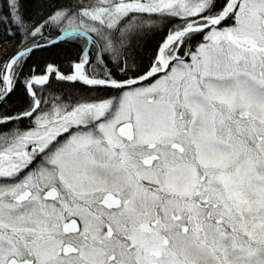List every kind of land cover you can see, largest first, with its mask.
<instances>
[{
	"label": "snow or ice",
	"instance_id": "1",
	"mask_svg": "<svg viewBox=\"0 0 264 264\" xmlns=\"http://www.w3.org/2000/svg\"><path fill=\"white\" fill-rule=\"evenodd\" d=\"M0 264H264V0H5Z\"/></svg>",
	"mask_w": 264,
	"mask_h": 264
},
{
	"label": "trees",
	"instance_id": "2",
	"mask_svg": "<svg viewBox=\"0 0 264 264\" xmlns=\"http://www.w3.org/2000/svg\"><path fill=\"white\" fill-rule=\"evenodd\" d=\"M4 2H5V0H0V5H3ZM29 2L31 3V0H29ZM2 35H3V34L0 33V36H2ZM11 42H12V37H8V38H6V39H2V40H0V45H1V44H4V43H6V44L8 45V44H10ZM4 54H5V51H4Z\"/></svg>",
	"mask_w": 264,
	"mask_h": 264
},
{
	"label": "rangeland",
	"instance_id": "3",
	"mask_svg": "<svg viewBox=\"0 0 264 264\" xmlns=\"http://www.w3.org/2000/svg\"><path fill=\"white\" fill-rule=\"evenodd\" d=\"M6 46H7L6 43L0 45V56L4 55V51H5Z\"/></svg>",
	"mask_w": 264,
	"mask_h": 264
}]
</instances>
